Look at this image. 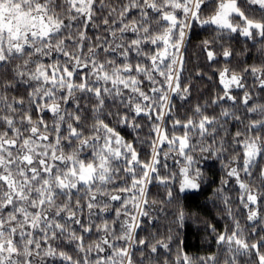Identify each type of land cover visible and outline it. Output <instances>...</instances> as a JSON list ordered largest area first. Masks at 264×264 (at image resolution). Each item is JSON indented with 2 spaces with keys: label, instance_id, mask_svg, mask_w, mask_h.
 Masks as SVG:
<instances>
[{
  "label": "snow or ice",
  "instance_id": "1",
  "mask_svg": "<svg viewBox=\"0 0 264 264\" xmlns=\"http://www.w3.org/2000/svg\"><path fill=\"white\" fill-rule=\"evenodd\" d=\"M0 264H264V0H0Z\"/></svg>",
  "mask_w": 264,
  "mask_h": 264
},
{
  "label": "trees",
  "instance_id": "2",
  "mask_svg": "<svg viewBox=\"0 0 264 264\" xmlns=\"http://www.w3.org/2000/svg\"><path fill=\"white\" fill-rule=\"evenodd\" d=\"M240 47L242 48L243 45H240ZM190 55H191V53H190ZM192 58L195 59V57H192ZM207 195H208V192H205L204 196H200L199 197V200H204ZM209 207H211V206L209 205ZM200 241H201V237H200L199 234H197L195 232L194 228L191 229L190 231H188V233H187V243L189 244L190 247L198 248L200 246Z\"/></svg>",
  "mask_w": 264,
  "mask_h": 264
}]
</instances>
